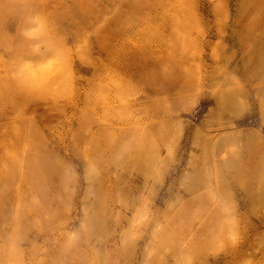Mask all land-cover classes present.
<instances>
[{
  "label": "rangeland",
  "instance_id": "1",
  "mask_svg": "<svg viewBox=\"0 0 264 264\" xmlns=\"http://www.w3.org/2000/svg\"><path fill=\"white\" fill-rule=\"evenodd\" d=\"M263 6L264 0H0L8 9L0 38L24 46L25 64L29 47L45 46L32 36L42 18L56 47L50 89L46 81L0 92V125L12 135L21 128L23 144L46 172L20 227L17 218L0 216V264H264V153L245 144L241 164L220 171L233 201L218 192L204 155L187 179L180 176L199 152V127L215 135L257 128L264 135ZM220 38L225 52L216 59ZM239 84L249 106L242 118L218 105ZM194 97L200 102L189 110ZM210 106L218 114L206 124ZM177 120L185 138L170 155L164 144ZM157 149L162 161L154 164ZM158 222L163 230L156 235ZM7 235L16 249H7Z\"/></svg>",
  "mask_w": 264,
  "mask_h": 264
},
{
  "label": "bare ground",
  "instance_id": "2",
  "mask_svg": "<svg viewBox=\"0 0 264 264\" xmlns=\"http://www.w3.org/2000/svg\"><path fill=\"white\" fill-rule=\"evenodd\" d=\"M191 8L192 6L190 5V11L192 12L193 9L191 10ZM5 9L6 8L3 7L0 8V23L2 22L1 14ZM6 12H8V9H6ZM258 12L261 14L264 13V6L261 9L259 8ZM198 15L197 8H195L193 16L198 17ZM39 24H41L40 30L32 36L41 40L38 41L35 39L37 42L44 43L45 46L40 49L29 47L30 60L27 64H25L22 56L24 46L22 47L21 44L15 43L13 40L10 41L8 38H0L1 93L5 92L8 87L16 88L17 91L21 92L24 90L23 83L26 88H37L40 84L46 81L49 82L47 84L49 89L54 85L53 70L55 63L53 57L56 53V47L53 45L54 43L48 34L49 29H47L46 25L49 24L46 19L42 18L39 20ZM199 24H201V22H199ZM187 34V39L185 40L191 41V38L187 36ZM182 36L183 35H180V37ZM259 41L260 39L254 41L256 50H258V46H260ZM7 52L10 54V58L5 60L4 57ZM224 52L225 43L223 39L220 38L216 40V46L212 50V56L217 59L222 56ZM191 58L192 57H187V59ZM195 58L196 56L192 59ZM193 83L194 82H192L191 85H193ZM220 85L221 84L218 83L213 87L214 92H217ZM182 100L184 99L182 98ZM182 100H180L181 103L183 102ZM199 102L200 98L194 97L191 101V107L189 110L195 109ZM218 105L221 106L223 110H232L237 114V118H242L245 112L249 109L247 99L240 84L235 90H233V92L224 94L222 101L220 103L218 101ZM263 108L264 104L263 102H260L258 110L260 114L264 116ZM178 112L176 111V115H179ZM217 114L215 107L210 106L204 115V122L206 124L210 123L212 118ZM219 121H221V118H219ZM230 125L233 126V123ZM222 126L224 125L220 124L219 127ZM206 128L211 127L204 125L199 127L195 132V143L199 147V152L190 154L186 168L181 172V179L185 180L188 178L187 175L191 172V169L196 167V164L201 160V156L204 155L208 160L210 167H213L216 174V179L220 186L218 187V192L226 194L232 200L231 191L224 188L225 179L220 171L241 164L242 150L245 144L255 146V148L261 150L260 152L264 153V135L257 128H249L245 130L244 128L235 126L230 130L220 131V133L216 135L209 130H205ZM13 131L14 135H12V131L7 130L6 127L0 125V216L2 218H8L10 215L17 218L14 223L17 227H20L22 225L21 218L26 212H28L26 205L29 202H33L34 199L42 194V184L46 172L43 171V168L45 169V167L42 168L41 165H37L36 160L34 159V150L23 144L21 128L17 126L16 130ZM166 138L167 140L165 141L166 143L164 142V147L167 152L170 153V155H172V152L177 153L185 138V126L180 124V120H177L176 123H172L168 126ZM217 153L220 154L217 155ZM152 155V163L155 164V162L162 161L161 149H157ZM258 186L264 188V171L259 174ZM30 192L33 193V196L30 195ZM84 199H87V194L84 196ZM214 213H219L218 207L214 209ZM83 224L84 223H82V226ZM162 230L163 226L158 222L154 225L153 233H156L157 235L158 233H162ZM70 237L69 240L72 239ZM5 244L7 249H16V246H13L14 243L12 242L10 235L5 236Z\"/></svg>",
  "mask_w": 264,
  "mask_h": 264
}]
</instances>
